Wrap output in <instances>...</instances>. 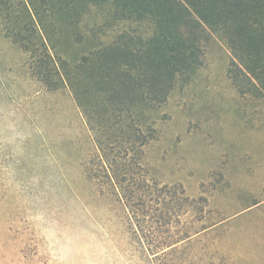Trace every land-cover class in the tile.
Returning a JSON list of instances; mask_svg holds the SVG:
<instances>
[{
  "label": "trees",
  "instance_id": "1",
  "mask_svg": "<svg viewBox=\"0 0 264 264\" xmlns=\"http://www.w3.org/2000/svg\"><path fill=\"white\" fill-rule=\"evenodd\" d=\"M65 29L84 53L65 51ZM214 36L230 50L227 75L240 95L264 99V0H0V37L22 54L39 84L34 94L70 101L60 118L68 134L60 124L44 133L80 161L100 195L116 196L102 224L74 216L86 242L97 238L146 264H185L190 241L217 224H199L211 220L193 208L201 197L160 184L145 149L160 108L203 64ZM184 215L185 230H154Z\"/></svg>",
  "mask_w": 264,
  "mask_h": 264
},
{
  "label": "rangeland",
  "instance_id": "2",
  "mask_svg": "<svg viewBox=\"0 0 264 264\" xmlns=\"http://www.w3.org/2000/svg\"><path fill=\"white\" fill-rule=\"evenodd\" d=\"M64 32L72 58L86 51ZM230 55L222 38L205 43L203 64L171 92L145 148L160 184L201 197L193 208L211 220L199 224L217 223L190 241L185 264H264V99L240 95L227 75ZM23 60L0 37V264H146L97 238L86 242L84 229L73 227L78 214L102 224L116 196L100 195L80 161L44 133L60 124L68 134L60 118L70 101L35 95L39 84ZM176 206L180 214L189 209ZM188 219L154 230L183 231Z\"/></svg>",
  "mask_w": 264,
  "mask_h": 264
},
{
  "label": "crops",
  "instance_id": "3",
  "mask_svg": "<svg viewBox=\"0 0 264 264\" xmlns=\"http://www.w3.org/2000/svg\"><path fill=\"white\" fill-rule=\"evenodd\" d=\"M256 205H258V204H256ZM256 205H254V206H256Z\"/></svg>",
  "mask_w": 264,
  "mask_h": 264
}]
</instances>
